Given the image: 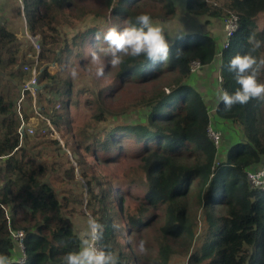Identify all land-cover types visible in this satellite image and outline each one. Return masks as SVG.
<instances>
[{
    "label": "trees",
    "instance_id": "16d2710c",
    "mask_svg": "<svg viewBox=\"0 0 264 264\" xmlns=\"http://www.w3.org/2000/svg\"><path fill=\"white\" fill-rule=\"evenodd\" d=\"M23 2L29 32L40 35L37 69L43 88L35 98L25 90L18 103L31 78L24 67L34 61L18 54L17 36L0 25V255L10 264H21L23 254L12 233L23 231L24 264H64V256L80 246L75 217L91 216L103 225L101 246L118 257V264H174L180 259L187 264H264V190L252 189L247 178V172L264 166V102L253 99L231 110L219 103L216 120L236 125L243 135L220 160L222 151L208 133L209 105L189 82L192 62L208 66L222 51L221 87L235 92L239 86L228 62L251 50L249 37L264 41V30L258 27L264 0H187V13L207 18L206 25L238 15L239 29L230 47L221 49L223 43L208 32L187 33L168 40L164 62L122 57L113 82L93 92L89 104L97 111L76 127L71 106L79 105L74 86L81 76L78 68L91 66L89 49L106 47L96 34L131 27L140 14L154 22H171L178 14L176 2ZM90 15L103 19L102 24L71 38L64 35L63 26L77 27ZM177 50L182 52L179 57ZM252 54L264 57V46ZM103 58L109 65V57ZM258 79L264 82V70ZM123 93L127 98L119 106L108 102ZM141 109L147 111L142 123L108 119ZM34 117L43 127H33V137L28 124ZM54 132L73 161L52 138ZM46 137V142L41 140ZM42 145L63 152L67 167L43 160L36 152ZM125 159L133 165L123 175L107 172ZM128 189H141L142 195L130 199Z\"/></svg>",
    "mask_w": 264,
    "mask_h": 264
},
{
    "label": "clouds",
    "instance_id": "9594fccd",
    "mask_svg": "<svg viewBox=\"0 0 264 264\" xmlns=\"http://www.w3.org/2000/svg\"><path fill=\"white\" fill-rule=\"evenodd\" d=\"M168 36L175 37L171 30ZM95 38L97 41L102 39L106 47L92 51L93 63L100 61V54L109 57V63L113 67L123 62L122 57L144 56L155 64L166 61L169 56L170 45L165 30L148 14L138 15L131 27L122 30L111 27L106 32L97 33ZM249 43L252 44V48L247 54H237L228 62V69L234 73V79L239 87L231 94L224 89L217 91V100L223 103L225 110H231L236 104L246 105L253 99L264 102V82L258 79L264 70V57L257 58L252 54L264 46V41L249 37ZM181 53L177 50V57ZM71 74L73 78L77 76L75 70ZM103 74V67L98 66L96 76L100 77ZM87 225L88 230L80 236L79 249L68 252L63 258L64 264H118V257L101 246L103 225L91 216L87 220ZM140 246L143 249V242ZM0 264H10L8 257L0 255Z\"/></svg>",
    "mask_w": 264,
    "mask_h": 264
},
{
    "label": "rangeland",
    "instance_id": "374dc122",
    "mask_svg": "<svg viewBox=\"0 0 264 264\" xmlns=\"http://www.w3.org/2000/svg\"><path fill=\"white\" fill-rule=\"evenodd\" d=\"M174 1L176 2V6L178 9V14H177L176 18L171 22H160V23L158 22L160 24V26L164 28L165 35H166V38L168 40L169 39H175L176 37L183 36L187 33L191 34V33L206 32L207 27H206V24L203 23L204 19L189 15L186 11V7H184V5L181 2H179L180 0H174ZM102 20L103 19L98 20V19L94 18L92 15H90V16H87L77 27L72 28V27L65 25L62 27V30H63L65 36H68V38H71L79 30H84L87 27L94 26L95 24H102V22H103ZM222 21H224V20H222ZM258 27H259V30H264V13L261 14L259 19H258ZM169 30L172 31V33L175 37L168 36ZM24 42H27L29 45L32 43L30 41V39H27L26 37L24 39ZM33 48L34 47H31L30 52L32 53V56L35 57L37 52ZM29 49H30V47H29ZM93 50L94 49L91 48V49H89L88 52H92ZM103 57H105V56L100 54V61L98 63H93L92 58H89L91 66L84 67V68H81V67L78 68V71L80 72L81 76L78 78H75L74 86L76 89L75 99L78 100L79 105L78 106H71V114H72V118H73L72 124L74 127L81 125L84 122H86L88 120V118L90 116H92L97 111L96 106H94L93 104L92 105L89 104L94 100L93 92L96 93V92H98L99 89L106 88L114 80V76L116 74V68L111 66L110 64L108 65L106 63V61H104L105 59ZM220 59H221L220 57H218L216 59L217 65H218V67H217V76H218L217 81H218V78L220 76V66H221V60ZM28 60L34 61L31 58H29ZM27 66H29V65H27ZM98 66L103 67V72H104L103 76H100V77L96 76V70H97ZM29 67L32 68V66H29ZM52 67H56V66L53 65ZM24 70H25V68H24ZM52 70H54V69L52 68ZM25 71L29 72L28 70H25ZM81 90H85V92L81 93ZM216 90L218 91L217 88H216ZM125 93H123V95H115V96L113 95L112 99H110L108 102H111L114 106H119L127 98ZM19 102L20 101L18 100V103ZM218 103H220V102H217V104H215V105H209V108H210V114H211V118H212L213 128L216 131L220 132V134H221V143H220L219 148H220V151H222V152L219 153V157H220V160H222V159H226V153L229 150V148L231 147V145H233L234 142L238 143L241 140L240 139L241 133L238 130V127H236V125H233L232 123L226 124L225 121H223V119L216 120V109L219 105ZM114 106H113V108H116ZM35 116H38L39 118L42 119V117H40L36 113H35ZM39 118H36V117L31 118L29 120L28 125H31L34 128H42L43 126H41ZM146 118H147V111L141 109V110H133L129 114L123 116L122 118L121 117L120 118L109 117L108 119L110 122H115V123H119V124H127V123H142V122L146 121ZM28 134L33 135L29 132H28ZM232 135H234V136L231 137ZM33 137H34V135H33ZM52 138L58 139L61 142L62 147L63 148L65 147V143L61 139V136L58 132H54V135L52 136ZM32 139H34V138H32ZM41 140L46 142L47 137L41 138ZM65 150H66L67 154L69 155L70 160L73 161V158H72L70 152H68V150L64 148V151ZM39 151L42 153L43 160L49 162L50 164L55 163L57 165V168H59L60 166H63V169H65L67 167L66 159L64 157L63 152L56 151V149L54 147L45 149L43 147V145L36 150V152H39ZM125 160L126 161L122 165H112L111 167L107 168V172L114 173L116 175H123V173H125L126 170L130 166L133 165L131 163L132 162L131 160H129V159H125ZM1 164H2V160H0V166H1ZM52 178L53 177L50 178V182L53 181ZM2 184H3V181L0 179V187L2 186ZM57 189H60V188L57 187ZM128 192L131 194V196L133 195V197L130 198L133 200H136V198L138 196L142 195L141 189H128ZM124 199H126L125 201L127 202L128 196H126ZM84 214L89 215V213L85 210H84ZM87 220H88L87 217H84V216L75 217V224H76L78 231L80 232V235L82 233H85L88 230ZM203 227H204L203 222L201 221L199 234L202 232ZM174 264H187V262L180 259L179 261L178 260L174 261Z\"/></svg>",
    "mask_w": 264,
    "mask_h": 264
},
{
    "label": "crops",
    "instance_id": "0c3cea01",
    "mask_svg": "<svg viewBox=\"0 0 264 264\" xmlns=\"http://www.w3.org/2000/svg\"><path fill=\"white\" fill-rule=\"evenodd\" d=\"M179 2L186 7L187 0H180ZM203 21V23L206 24L208 20L205 18ZM0 25H6L7 28L17 36L18 54L20 56H26L27 59H32L34 57L30 52L31 47H33L32 43L29 45L27 42H24L25 37L27 38L26 31L29 32V27L28 23H25L18 0H0ZM206 27V32L215 36L220 44L224 42L225 31L221 21L213 20L210 24L206 25ZM217 67V60H215L212 64L204 66L196 74H193L189 80L193 88L204 96L208 105H215L218 102L216 88L219 90L221 87L217 81ZM52 68L55 69V67ZM233 136L234 135L231 137ZM234 144H237V142H234L233 145Z\"/></svg>",
    "mask_w": 264,
    "mask_h": 264
},
{
    "label": "built area",
    "instance_id": "2783aa9c",
    "mask_svg": "<svg viewBox=\"0 0 264 264\" xmlns=\"http://www.w3.org/2000/svg\"><path fill=\"white\" fill-rule=\"evenodd\" d=\"M20 3V10L22 12L23 18L25 20V23H27V18H26V13H25V5L23 0H18ZM224 25V31H225V39L223 42V45L221 49H228L230 47V40L234 36V34L237 32L239 29V17L238 15L231 13L226 19L223 21ZM26 36L30 41L32 42V46L36 50V55L34 58V63L32 65V68L29 66H25V70H28L31 73V78L26 82V84L23 87L22 91V96L20 102L24 99V91H29L33 97H36V90L34 86L38 85V66L40 65V60H39V54H40V45H39V40H40V35L33 36L30 34L28 31H26ZM217 57L222 58V51L218 53ZM221 60V59H220ZM204 66L201 65L199 62L194 61L190 65V71L191 74H196L198 71H200ZM218 83L221 87L222 83V77L221 75L218 78ZM222 89V87H221ZM36 114L39 115L38 111L36 110ZM50 124V122H48ZM51 126V124H50ZM33 126L29 125V130L28 132L33 134ZM209 137L212 139L214 144L219 148L220 143H221V134L220 132L216 131L213 128L212 122L210 123L209 129H208ZM247 178L249 181V184L252 189H260L264 190V166L260 168L257 171H249L247 172ZM90 217V216H89ZM12 237L16 244L19 246L21 252H22V258L20 260L21 264H24L26 261V254H25V244H24V238H25V233L23 231H18V232H13Z\"/></svg>",
    "mask_w": 264,
    "mask_h": 264
},
{
    "label": "water",
    "instance_id": "95a60500",
    "mask_svg": "<svg viewBox=\"0 0 264 264\" xmlns=\"http://www.w3.org/2000/svg\"><path fill=\"white\" fill-rule=\"evenodd\" d=\"M34 88H35L36 91H39V90H41L43 87L37 85V86H34ZM22 91H23V88H22ZM22 91H21V92H22ZM21 133H22V134L25 133V125L22 126V128H21Z\"/></svg>",
    "mask_w": 264,
    "mask_h": 264
}]
</instances>
